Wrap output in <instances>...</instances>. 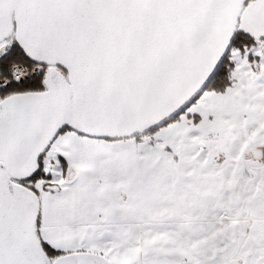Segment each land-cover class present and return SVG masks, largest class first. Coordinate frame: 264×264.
<instances>
[{
	"label": "snow or ice",
	"instance_id": "snow-or-ice-1",
	"mask_svg": "<svg viewBox=\"0 0 264 264\" xmlns=\"http://www.w3.org/2000/svg\"><path fill=\"white\" fill-rule=\"evenodd\" d=\"M0 264H264V0H0Z\"/></svg>",
	"mask_w": 264,
	"mask_h": 264
}]
</instances>
